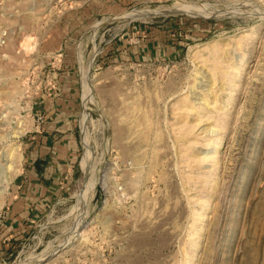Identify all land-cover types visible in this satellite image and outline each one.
Instances as JSON below:
<instances>
[{"label":"rangeland","instance_id":"rangeland-1","mask_svg":"<svg viewBox=\"0 0 264 264\" xmlns=\"http://www.w3.org/2000/svg\"><path fill=\"white\" fill-rule=\"evenodd\" d=\"M0 264H264V0H0Z\"/></svg>","mask_w":264,"mask_h":264},{"label":"trees","instance_id":"trees-1","mask_svg":"<svg viewBox=\"0 0 264 264\" xmlns=\"http://www.w3.org/2000/svg\"><path fill=\"white\" fill-rule=\"evenodd\" d=\"M1 250L2 251H6V250H9V249H12V246L11 245H9V243L8 242H3V243H1Z\"/></svg>","mask_w":264,"mask_h":264},{"label":"bare ground","instance_id":"bare-ground-1","mask_svg":"<svg viewBox=\"0 0 264 264\" xmlns=\"http://www.w3.org/2000/svg\"><path fill=\"white\" fill-rule=\"evenodd\" d=\"M182 7H183V6L178 7V8H179L178 10H181V11H182V10H183V11L185 10L186 12H189L190 14L192 13V12L190 11L191 9H188V8H182ZM184 7H185V6H184ZM186 7H187V6H186ZM178 10H177V11H178ZM8 123H9V122H8ZM9 138H10V137H9ZM86 189H89V184H88V183H87Z\"/></svg>","mask_w":264,"mask_h":264},{"label":"crops","instance_id":"crops-1","mask_svg":"<svg viewBox=\"0 0 264 264\" xmlns=\"http://www.w3.org/2000/svg\"><path fill=\"white\" fill-rule=\"evenodd\" d=\"M42 199L45 197V196H40ZM16 216V215H15ZM4 242H7V241H4Z\"/></svg>","mask_w":264,"mask_h":264},{"label":"water","instance_id":"water-1","mask_svg":"<svg viewBox=\"0 0 264 264\" xmlns=\"http://www.w3.org/2000/svg\"><path fill=\"white\" fill-rule=\"evenodd\" d=\"M42 261H40L39 263H41Z\"/></svg>","mask_w":264,"mask_h":264}]
</instances>
